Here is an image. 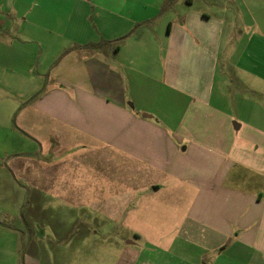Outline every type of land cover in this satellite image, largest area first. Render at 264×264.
I'll return each mask as SVG.
<instances>
[{
    "label": "crops",
    "instance_id": "obj_1",
    "mask_svg": "<svg viewBox=\"0 0 264 264\" xmlns=\"http://www.w3.org/2000/svg\"><path fill=\"white\" fill-rule=\"evenodd\" d=\"M213 1L0 0V264H40L29 225L54 214L23 212L47 140L119 147L153 178L163 237L119 264H264V0L239 21Z\"/></svg>",
    "mask_w": 264,
    "mask_h": 264
},
{
    "label": "rangeland",
    "instance_id": "obj_2",
    "mask_svg": "<svg viewBox=\"0 0 264 264\" xmlns=\"http://www.w3.org/2000/svg\"><path fill=\"white\" fill-rule=\"evenodd\" d=\"M213 3V0L208 3L196 0L193 8L204 5L211 8ZM230 4L228 15L236 16L237 19L244 6L241 0ZM63 37L66 35H54L56 40L53 39L51 43L55 44ZM232 37L234 39V34ZM226 66L224 62L221 65L224 69ZM236 86L238 84L234 88ZM18 95L14 92L13 103L18 101ZM25 137L31 139L28 135ZM6 138L17 140L10 147L15 151L9 149V154L21 152V144L27 145L26 138L16 139L10 131ZM40 142L43 143L41 140ZM45 143L44 150L48 154L47 161L50 162L51 171L47 175L41 174L45 178V185L41 189L40 210L30 208L26 213L23 212L25 217V214L29 217L33 212L39 218L41 208L50 205L51 209H47L45 214H54L51 215L50 222L41 223L39 218L34 220L33 226L29 225V233L33 237L31 235L32 240L27 243L28 249L35 244L33 247L38 251L40 264H119L125 252H140L145 249L150 251L151 246L145 242L146 238L163 237L161 224L164 218L161 214L165 215L166 211L159 208V193L141 185L146 179L152 182L153 178L147 177L144 169L139 170L140 165H133L131 169L128 156L122 154L121 148L104 143L98 146L88 143L84 145L78 141L65 146H57L58 142L51 140ZM25 149L28 150L29 146ZM8 157L12 158V155ZM135 172L141 175L134 180L132 176ZM126 194L129 197L126 198ZM105 210L117 216L112 217ZM61 215L67 217L68 221L77 218L79 222L65 223L63 226L60 222L64 221L59 219ZM19 216L23 221L25 217L22 212ZM174 229L175 227L171 228ZM56 230L62 231L60 236ZM135 232H139L142 237L134 239ZM132 240L135 243H129ZM172 248H176V244Z\"/></svg>",
    "mask_w": 264,
    "mask_h": 264
},
{
    "label": "water",
    "instance_id": "obj_3",
    "mask_svg": "<svg viewBox=\"0 0 264 264\" xmlns=\"http://www.w3.org/2000/svg\"><path fill=\"white\" fill-rule=\"evenodd\" d=\"M144 116H150V115H144Z\"/></svg>",
    "mask_w": 264,
    "mask_h": 264
}]
</instances>
